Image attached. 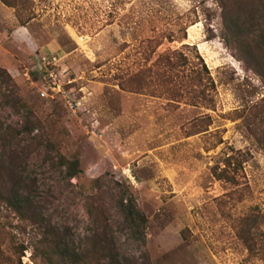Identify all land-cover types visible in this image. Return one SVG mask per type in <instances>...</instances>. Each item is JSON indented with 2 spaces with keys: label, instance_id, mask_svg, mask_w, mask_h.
Returning <instances> with one entry per match:
<instances>
[{
  "label": "rangeland",
  "instance_id": "374dc122",
  "mask_svg": "<svg viewBox=\"0 0 264 264\" xmlns=\"http://www.w3.org/2000/svg\"><path fill=\"white\" fill-rule=\"evenodd\" d=\"M8 1L0 0V66L14 86L0 85V155H19L25 196L69 249L104 232L119 264H264V152L247 127L264 105V79L225 40L217 0ZM173 50L201 56L212 106L184 92L171 100L154 63ZM51 71L54 99L39 92H52ZM138 71L141 92L120 86ZM28 107L36 128L24 132ZM241 154L236 183L214 175ZM61 157L78 160L77 176ZM131 197L145 224L129 215ZM250 215L254 253L237 232Z\"/></svg>",
  "mask_w": 264,
  "mask_h": 264
},
{
  "label": "trees",
  "instance_id": "16d2710c",
  "mask_svg": "<svg viewBox=\"0 0 264 264\" xmlns=\"http://www.w3.org/2000/svg\"><path fill=\"white\" fill-rule=\"evenodd\" d=\"M1 1L13 6L8 0ZM217 2L222 10V34L225 40L236 47L246 67L264 79V0H217ZM183 32L184 39L185 28ZM169 39L174 40L172 37ZM182 46L186 49L195 48L187 44ZM195 53V57H191L182 50H173L159 56L154 63L158 68L156 76L162 78V85L166 92H170L171 100L181 99L184 92L185 100H189L190 104L210 107L214 103L212 91L215 90V83L203 59L197 52ZM148 71H151V68ZM130 78L131 87L125 86L124 83L120 86L129 91L141 92L142 85L145 84L144 71H138ZM171 83H174L176 89L170 86ZM0 85L5 88L14 86L9 72L1 66ZM156 91L157 89H153L151 95L156 94ZM15 99L22 104L21 99ZM26 109L23 131L31 132L36 128L31 120L34 113L30 107ZM254 109L247 119V127L264 152V105H257ZM221 142L220 140L218 143ZM19 159L16 152H11L7 159L5 155L4 157L0 155V264H106V261L108 264H119L114 244L104 232L93 234L87 247L81 251L69 249L65 233L36 213L32 202L25 196L30 187L23 180L17 163ZM61 159L63 163L68 164V176L70 178L77 176L78 160L67 161L63 157ZM246 160L244 154L240 157L230 155L226 157L224 167L214 169V175L218 179L236 183L230 172H236ZM126 202L129 215L145 224L146 217L135 199L127 198ZM238 222L239 237L246 243L250 252H256L254 238V230L257 228L256 217L251 215L242 217ZM262 235L261 249L264 251L263 232ZM26 252H30L29 262L23 261Z\"/></svg>",
  "mask_w": 264,
  "mask_h": 264
},
{
  "label": "built area",
  "instance_id": "2783aa9c",
  "mask_svg": "<svg viewBox=\"0 0 264 264\" xmlns=\"http://www.w3.org/2000/svg\"><path fill=\"white\" fill-rule=\"evenodd\" d=\"M52 61L56 60L55 57H52L51 58ZM51 60L49 61H45L43 60L42 61V64L43 65H47L49 63H52ZM54 64V63H52ZM40 68H42L41 64L39 63L38 64ZM27 75V73H25V76ZM49 78L51 79L52 78V82H50V84H52L53 86L52 87H49V89L52 91L51 93H49L48 91H45V90H42V89H39V92H40V95L43 96V97H46V98H51V99H54V94H57V93H60L61 90H60V86L58 85V82L55 81V76H54V73L53 71H51L49 74H48ZM27 77V76H26ZM28 79V78H27Z\"/></svg>",
  "mask_w": 264,
  "mask_h": 264
}]
</instances>
